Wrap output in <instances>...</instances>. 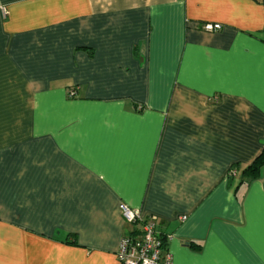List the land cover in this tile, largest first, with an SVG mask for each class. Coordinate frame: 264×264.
<instances>
[{
	"label": "crops",
	"instance_id": "0c3cea01",
	"mask_svg": "<svg viewBox=\"0 0 264 264\" xmlns=\"http://www.w3.org/2000/svg\"><path fill=\"white\" fill-rule=\"evenodd\" d=\"M262 153L264 0H0V264H264Z\"/></svg>",
	"mask_w": 264,
	"mask_h": 264
},
{
	"label": "built area",
	"instance_id": "2783aa9c",
	"mask_svg": "<svg viewBox=\"0 0 264 264\" xmlns=\"http://www.w3.org/2000/svg\"><path fill=\"white\" fill-rule=\"evenodd\" d=\"M207 32L223 29L221 24L208 23L203 26ZM75 96V91L70 92ZM232 171L231 175H236ZM125 221L133 226L130 234L122 238L117 258L120 264H173V256L167 246L172 235H165L154 216L145 217L139 209L122 203L119 206ZM186 218L184 217L183 220Z\"/></svg>",
	"mask_w": 264,
	"mask_h": 264
},
{
	"label": "trees",
	"instance_id": "16d2710c",
	"mask_svg": "<svg viewBox=\"0 0 264 264\" xmlns=\"http://www.w3.org/2000/svg\"><path fill=\"white\" fill-rule=\"evenodd\" d=\"M264 167V153H262L249 167H247L243 173L242 178L243 182L253 181L260 177L262 169ZM231 179V178H230ZM73 239L70 243L76 245L77 240L74 235H70Z\"/></svg>",
	"mask_w": 264,
	"mask_h": 264
}]
</instances>
